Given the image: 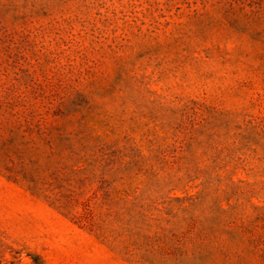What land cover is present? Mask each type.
<instances>
[{
    "label": "rangeland",
    "instance_id": "374dc122",
    "mask_svg": "<svg viewBox=\"0 0 264 264\" xmlns=\"http://www.w3.org/2000/svg\"><path fill=\"white\" fill-rule=\"evenodd\" d=\"M0 264H264V0H0Z\"/></svg>",
    "mask_w": 264,
    "mask_h": 264
}]
</instances>
